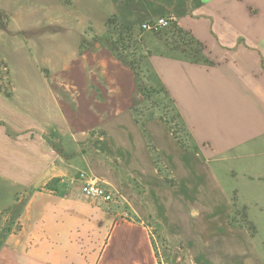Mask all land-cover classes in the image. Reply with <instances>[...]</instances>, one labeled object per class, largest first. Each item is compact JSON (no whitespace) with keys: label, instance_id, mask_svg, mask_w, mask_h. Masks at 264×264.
I'll list each match as a JSON object with an SVG mask.
<instances>
[{"label":"crops","instance_id":"0c3cea01","mask_svg":"<svg viewBox=\"0 0 264 264\" xmlns=\"http://www.w3.org/2000/svg\"><path fill=\"white\" fill-rule=\"evenodd\" d=\"M158 16H172L210 62L151 42L148 61L189 148L159 117L142 127L138 76L110 44L108 20L132 31ZM0 63L12 83L10 94L0 91V264H160L149 215L136 203H148V192L150 203L188 199L132 190L138 178L125 163L153 162L152 148L191 198H205L202 154L230 161L243 203H264V0H0ZM80 172L120 200L85 195ZM237 227L228 263L264 264L248 229Z\"/></svg>","mask_w":264,"mask_h":264},{"label":"rangeland","instance_id":"374dc122","mask_svg":"<svg viewBox=\"0 0 264 264\" xmlns=\"http://www.w3.org/2000/svg\"><path fill=\"white\" fill-rule=\"evenodd\" d=\"M120 25L117 26L113 22L108 27L112 39L118 38L119 30L122 28ZM134 29L132 31L135 37L130 38L122 33L125 40L118 41L119 43H115L114 46L117 49L116 53L134 67L138 84H142L150 91L149 97L136 108V113L141 121L152 116L163 118L175 142L181 147L189 148L191 146L189 135L180 117H176L178 114L173 110V103L169 102L170 97L162 92L155 93L150 90L158 89L159 85L151 62L148 61L150 53L157 51V48L151 45L152 41L162 40L166 45L177 49L181 43H186L188 36L179 35L172 27L156 32H143L138 24H135ZM11 89L12 83L8 72L0 63V91L10 94ZM151 151L154 157L153 162L140 159L125 163V169L135 175L133 177L138 178V182L133 183L132 190H137L139 196L144 192V189H140L139 186L147 187V191L153 188L159 199L165 189V193L167 192L168 196L173 195V199L177 198L178 192L182 197L186 195L188 199L187 203L171 201L170 203L153 201L150 203L151 195L148 192V194L145 193L148 203H136L140 206L144 217L149 215L146 217V223L151 226L150 233L153 234L160 264H229L230 233L235 230L241 231L237 227L239 224L244 225L252 235V244L264 251V203H252L249 200H247L249 203H243L245 197L241 188L242 177L239 175L232 177L228 174L231 165L229 160L221 161L201 154L205 172L200 179L202 180L200 190H204L202 194L205 198L198 199L187 195L188 189L184 187L185 180L182 181V186L179 181L177 182L171 161L167 162L163 159L162 153L155 151L154 148ZM163 161L167 167L164 166ZM149 167L152 173L156 174L153 177L147 174ZM189 186L191 189V183ZM114 192L119 201V193ZM178 235H181V238L177 237Z\"/></svg>","mask_w":264,"mask_h":264},{"label":"built area","instance_id":"2783aa9c","mask_svg":"<svg viewBox=\"0 0 264 264\" xmlns=\"http://www.w3.org/2000/svg\"><path fill=\"white\" fill-rule=\"evenodd\" d=\"M173 25L174 18L172 16H158L155 19L142 21L139 28L142 31L156 32L162 29L170 28ZM79 178L82 182V191L88 197L101 200L105 203L118 202V196L116 193L106 185L98 182L95 178L88 176L84 172L79 173ZM121 217L130 218V214L128 211H123Z\"/></svg>","mask_w":264,"mask_h":264},{"label":"trees","instance_id":"16d2710c","mask_svg":"<svg viewBox=\"0 0 264 264\" xmlns=\"http://www.w3.org/2000/svg\"><path fill=\"white\" fill-rule=\"evenodd\" d=\"M114 21L112 20V19H110V20H108V27H110V25L113 23ZM118 25H120V24H118ZM117 25V26H118ZM122 28L119 30V35H118V38H116V39H112V36H110V44H111V46H112V48H113V50L116 52V47L114 46L115 45V43H119L120 41H124L125 39L122 37V33H124V34H127V36L128 37H130V38H133V37H135V35H134V33L128 28V27H126V26H124V25H120ZM172 29H174V31L176 32V33H178L179 35L180 34H182V36L183 35H187L188 36V39H187V41H186V43L184 44V43H181L179 46H183V50H182V53L184 54V57L185 58H187L188 60H190V61H193V62H203V63H210L209 61H208V59L203 55V53H202V49H201V45H200V43L199 42H197V41H195V40H193L191 37H189V35L185 32V31H183V30H181L180 28H178L175 24L172 26ZM108 32H109V35L111 34V32L109 31V29H108ZM183 38V37H182ZM112 40V41H111ZM114 40V41H113ZM119 41V42H118ZM118 56H120V57H122L120 54H118ZM139 87H140V90L142 91V94L144 95V97L147 99L148 97H149V95H150V91H148L149 89H146V87H143L142 86V84H139ZM150 90H153V92H155V93H163L164 95H166V96H168L167 95V92H166V90L164 89V88H162V87H159L158 89H150ZM169 102L170 103H173V101L172 100H169ZM173 110H174V112H176L177 113V111H176V108H175V106H174V104H173ZM134 110H136V109H134ZM178 115H176V117H177ZM147 119H144V120H142V121H140V124L142 125V127H144L145 126V121H146ZM162 120H164L163 118H162ZM165 121V120H164ZM166 122V121H165ZM166 124H167V122H166Z\"/></svg>","mask_w":264,"mask_h":264}]
</instances>
